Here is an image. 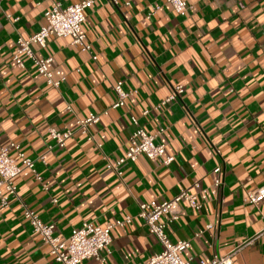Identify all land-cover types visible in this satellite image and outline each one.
<instances>
[{
    "label": "crops",
    "instance_id": "crops-1",
    "mask_svg": "<svg viewBox=\"0 0 264 264\" xmlns=\"http://www.w3.org/2000/svg\"><path fill=\"white\" fill-rule=\"evenodd\" d=\"M53 1L63 7L82 0H0V148L18 143L41 176L22 169L18 198L0 207V264H55L21 202L64 238L85 220L105 227L131 217L110 230L103 261L80 264H145L160 245L137 216L139 204L171 199L182 187L198 194L201 207L182 202L166 231L173 242L189 240L182 256L192 264L253 238L264 224V199L253 205L247 198L264 184V0H186L185 15L165 0L98 1L81 25L90 52L69 37L31 45L37 57L52 58L53 77L64 78L58 88L46 84L30 58L22 56L23 66L12 60L17 38L39 30ZM118 81L134 93L112 109ZM177 84L183 92L163 104ZM106 109L88 128L91 139L74 131L58 146L50 136L51 128H72ZM131 115L148 133L164 129L155 141L173 156L169 165L139 155L120 165V176L107 168L125 155ZM232 264H264V233Z\"/></svg>",
    "mask_w": 264,
    "mask_h": 264
},
{
    "label": "built area",
    "instance_id": "built-area-1",
    "mask_svg": "<svg viewBox=\"0 0 264 264\" xmlns=\"http://www.w3.org/2000/svg\"><path fill=\"white\" fill-rule=\"evenodd\" d=\"M98 1L101 0H82L63 7L57 1H53L44 12V23L39 30L28 38H17L12 60L19 66H23L22 56L30 58L35 63L37 73L44 78L46 84L53 88H58L64 78L55 79L53 77L50 68L52 58L37 57L31 45L36 44L44 47L47 39L51 36L69 37L73 45L79 47L82 51L90 52L91 47L84 40L81 25L86 19V9L92 7ZM110 1L117 4L116 0ZM165 2L178 15H185L190 9L186 0H165ZM6 16L11 18L9 14ZM149 16L150 13L147 17ZM92 58L95 60L96 56L93 55ZM113 88L117 94V98L110 106L112 109L123 106L129 95L134 93L133 91H125L122 88L121 81H118ZM182 92V85H175L172 87L169 96L162 103L165 104L176 100ZM66 109L70 110V105H67ZM107 112V109L101 113L90 112L88 115L78 118L72 128L68 127L62 131L51 128L49 130L50 136L58 146H64L66 140L74 131H80L82 134L87 135L88 139H91V136L88 135V128L91 125L97 124L100 121L101 115ZM148 112V109H145L142 111V115H146ZM129 118L135 128L128 137L125 155L115 162L108 161L106 163L107 168L115 170L120 176L122 174L119 168L120 165L125 161H134L139 155H145L163 165H169L173 161V156L166 154L163 143L155 141L157 135L163 133L164 129L160 128L156 133L151 134L139 124L138 117L131 115ZM97 146L100 147L101 145L98 144ZM39 159L43 160V157L40 156ZM25 168L31 170L36 180L41 181V176L35 168L34 159L26 156L18 143L10 142L7 146L0 148V207L7 208L11 199L18 198L15 179L22 169ZM220 171V166L213 169V172L216 174L214 180V186L216 187H220L222 184ZM43 187L46 189V185L43 184ZM247 198L248 202L253 205L261 202L264 199V184L249 191ZM52 201L56 202V199L53 198ZM182 202H185L190 208L195 210L201 207L198 194L186 187L180 188L178 193L171 199L160 202L151 200L139 204L137 216L142 219L148 232L155 237L160 245V250L150 255L145 264H192L191 257L184 258L182 256L183 252L190 247L189 240L173 242L166 231L167 224L179 218ZM21 204L24 219L29 223L32 231L37 233L41 240L49 246L50 254L55 264H80L92 258L103 261L105 257L102 253L104 255L109 253L111 242L110 230L112 227H123L131 222V217L127 216L121 221H115L107 224L105 227H100L91 221L85 220L78 228L72 229L70 234L64 238L54 233V223L43 222L34 210L30 209L23 202ZM209 227L211 225H208L206 228ZM263 233L264 224L253 238L239 243L227 254L216 255L210 261L200 259L198 264H232L236 252L243 246L252 243L253 240ZM199 234L200 232L196 235Z\"/></svg>",
    "mask_w": 264,
    "mask_h": 264
}]
</instances>
